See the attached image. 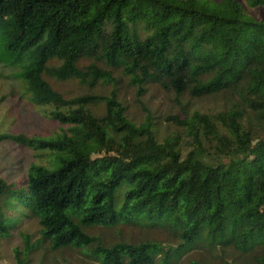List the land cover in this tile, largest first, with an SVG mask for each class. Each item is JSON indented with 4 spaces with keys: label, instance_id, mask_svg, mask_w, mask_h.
Masks as SVG:
<instances>
[{
    "label": "trees",
    "instance_id": "obj_1",
    "mask_svg": "<svg viewBox=\"0 0 264 264\" xmlns=\"http://www.w3.org/2000/svg\"><path fill=\"white\" fill-rule=\"evenodd\" d=\"M0 37L29 58L17 77L61 126L48 138L0 134L56 155L21 188L0 177V209L14 199L42 228L22 234L17 264L45 246L96 264H264V21L238 0H0ZM52 82L86 92L66 98ZM152 87L181 115L149 110ZM209 100L219 107L190 111ZM16 224L0 211L1 237Z\"/></svg>",
    "mask_w": 264,
    "mask_h": 264
},
{
    "label": "rangeland",
    "instance_id": "obj_2",
    "mask_svg": "<svg viewBox=\"0 0 264 264\" xmlns=\"http://www.w3.org/2000/svg\"><path fill=\"white\" fill-rule=\"evenodd\" d=\"M217 1L220 0H211ZM250 16L258 21H264V8L251 9L246 0H238ZM30 60L28 57H19L5 46L4 40L0 37V134H25L29 137H53L59 133L61 126L56 121L51 120V114L54 108L50 105L37 107L33 101L32 93L21 78L17 76L25 72L26 66ZM53 87L62 93L66 98H71L86 91L80 88L76 82L67 84H57L52 82ZM109 93V89L102 90ZM120 97L128 106L129 113L138 121L145 118V112L142 107L136 103L135 90L132 88L121 87L119 89ZM32 95V96H31ZM172 95H166L158 92L157 87L150 88L149 94L143 97V102L149 110L157 111L159 116L169 114L181 115V109L173 101ZM184 101H188L185 99ZM219 101H201L194 103L190 107L193 112L196 109L206 111L219 107ZM30 150L10 142L0 144V177L14 183L17 188H21L24 179L27 177L28 170L32 164H46L47 161L54 160L56 155L47 158V155ZM57 154V153H56ZM114 154L127 159L128 156L122 150L114 151ZM58 156V154H57ZM53 158V159H52ZM58 163L52 164V169H57ZM123 201V195L120 196L119 204ZM7 216H13L15 227L8 236H0V264H17L16 250H23L22 234L39 237L41 225L37 219L25 216V209L14 199L3 198L1 200V209ZM124 236L127 239L140 240V231L123 229ZM99 232L100 229H95ZM98 234L104 237L107 243L116 241V234L113 230H103ZM36 249L29 256V264H96L92 260L81 256L77 251L69 250L64 252H52L48 246ZM46 249V250H44ZM23 256V255H22Z\"/></svg>",
    "mask_w": 264,
    "mask_h": 264
}]
</instances>
